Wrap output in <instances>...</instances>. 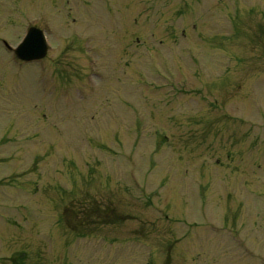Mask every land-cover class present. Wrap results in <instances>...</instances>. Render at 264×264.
<instances>
[{
	"label": "rangeland",
	"instance_id": "374dc122",
	"mask_svg": "<svg viewBox=\"0 0 264 264\" xmlns=\"http://www.w3.org/2000/svg\"><path fill=\"white\" fill-rule=\"evenodd\" d=\"M1 15L0 264H264V0Z\"/></svg>",
	"mask_w": 264,
	"mask_h": 264
},
{
	"label": "water",
	"instance_id": "95a60500",
	"mask_svg": "<svg viewBox=\"0 0 264 264\" xmlns=\"http://www.w3.org/2000/svg\"><path fill=\"white\" fill-rule=\"evenodd\" d=\"M47 51L43 32L36 28H30L23 41L14 50V55L19 61L30 63L44 59Z\"/></svg>",
	"mask_w": 264,
	"mask_h": 264
},
{
	"label": "flooded vegetation",
	"instance_id": "af4514ba",
	"mask_svg": "<svg viewBox=\"0 0 264 264\" xmlns=\"http://www.w3.org/2000/svg\"><path fill=\"white\" fill-rule=\"evenodd\" d=\"M0 19L2 20V23H1V25L2 26H5V24H6V18H4V20H3V18H2V15H1V17H0ZM2 31H3V29H0V33L2 34ZM4 32V31H3ZM2 36L3 37H0V44L3 46V47H5V51H10L9 50V47H8V45H7V41H6V37H5V34H2ZM5 37V38H4Z\"/></svg>",
	"mask_w": 264,
	"mask_h": 264
}]
</instances>
